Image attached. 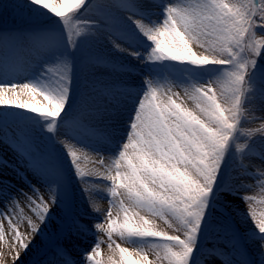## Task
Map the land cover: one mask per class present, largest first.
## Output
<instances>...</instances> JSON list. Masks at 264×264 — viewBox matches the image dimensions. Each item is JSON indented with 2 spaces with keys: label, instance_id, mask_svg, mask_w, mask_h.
I'll use <instances>...</instances> for the list:
<instances>
[{
  "label": "rangeland",
  "instance_id": "rangeland-1",
  "mask_svg": "<svg viewBox=\"0 0 264 264\" xmlns=\"http://www.w3.org/2000/svg\"><path fill=\"white\" fill-rule=\"evenodd\" d=\"M194 2L85 0L73 14V21L80 24L74 27L75 41L69 46L60 18L30 0H0V7H8V11L21 8L22 12L56 17L50 29L53 32L0 29V85L27 83L53 91L58 76L48 70L63 75L65 65L70 69L65 105L54 121L26 109L0 106V213L6 214L10 203L24 193L34 195L38 189L47 195L55 190L41 230L16 264H65V260L67 264H89L85 254L97 243L100 256L95 259L101 264H109L110 256L118 259L109 249L107 231L95 225L105 223L106 228L110 205L114 218H123L122 214L115 217L120 198L111 196L110 181L104 176L114 172V161L126 142L139 100L149 86L170 85L181 93L177 102L183 101L191 109L193 102L182 88L207 85L224 71L216 65L197 67L150 60L154 46L133 21L156 27L165 18L167 5ZM255 2L259 6L260 0ZM77 31H81L80 36L75 35ZM256 33L264 36V28L258 27ZM192 48L198 55L203 53L196 44ZM253 58L256 64L246 78L248 91L242 99L244 112L238 126L252 130V137L234 134L224 151L189 264H264V235L248 215L250 210L257 216L264 213V135L255 131L264 124V53ZM19 99L24 102L30 97L25 94ZM237 144L244 145L239 152ZM69 149L79 157L81 170L90 173L88 177H77ZM99 158H104L102 165ZM246 195L254 197L251 209L243 199ZM93 204L103 211H94ZM21 208L10 215L19 231L27 234L26 216L35 221V213ZM8 223L0 219V264H13L15 254ZM155 227L174 234L162 220L155 219ZM112 240L113 248L120 244L130 250L146 243L133 239L130 245L115 233ZM152 243L162 241L154 239ZM57 249L65 256L57 255ZM148 258L154 259L151 252Z\"/></svg>",
  "mask_w": 264,
  "mask_h": 264
},
{
  "label": "snow or ice",
  "instance_id": "snow-or-ice-1",
  "mask_svg": "<svg viewBox=\"0 0 264 264\" xmlns=\"http://www.w3.org/2000/svg\"><path fill=\"white\" fill-rule=\"evenodd\" d=\"M30 3L60 18L69 46L74 43L73 29L80 22H74L72 17L85 0H30ZM164 14L162 23L156 27L133 21L154 46L150 60L197 67L216 65L224 71L207 85L182 88L184 96L193 102L191 109L183 101L177 102L181 93L170 85L149 86L139 100L126 142L114 161V172L104 176L110 181L111 196L120 198L115 217L122 214L123 218L119 221L114 218L110 205L106 228L105 223L95 225L96 229L107 231L109 249L118 255V259L110 256L109 264H189L205 201L224 151L234 134L252 137V130L238 126L244 112L242 99L248 91L246 78L256 64L253 57L264 53V36L256 33L258 27L264 28V0H260L259 6L255 0H195L188 5H167ZM75 35L80 36L81 31ZM192 44L203 49V53H194ZM48 71L58 76L55 90L43 91L27 83L0 85V106L26 109L54 121L65 105L70 69L65 65L63 75L54 69ZM25 94L30 100L22 102L19 98ZM255 131L264 135V124ZM243 147L236 145L238 152ZM68 155L77 177H88L90 173L81 170L75 152L69 149ZM99 163L102 165L104 158H99ZM54 191L47 195L38 189H34V195L24 193L20 200L10 203L6 214L0 213V219L9 221L13 233V264L41 230L54 203ZM243 199L251 209L254 197L246 195ZM21 205L35 213V221L26 216L27 234L19 231L10 215ZM93 210L103 211L97 204H93ZM248 215L264 235V213L257 216L250 210ZM155 219L164 221L174 234L157 230ZM113 233L130 245L133 239L146 243L132 250L120 244L113 248ZM154 239L162 243H152ZM99 248L97 243L85 254L89 264L93 261L101 264L95 259L100 256ZM150 252L154 256L151 261ZM57 255L64 257L65 253L57 249Z\"/></svg>",
  "mask_w": 264,
  "mask_h": 264
},
{
  "label": "trees",
  "instance_id": "trees-1",
  "mask_svg": "<svg viewBox=\"0 0 264 264\" xmlns=\"http://www.w3.org/2000/svg\"><path fill=\"white\" fill-rule=\"evenodd\" d=\"M9 10L10 11H8V7H0V28H4L6 26L23 27L27 29L45 28L53 32V30L50 29H53L52 24L54 21L52 22V20L56 17H50V15H40L34 11L28 13V10H26V12H22L21 8H15L14 10L10 8Z\"/></svg>",
  "mask_w": 264,
  "mask_h": 264
}]
</instances>
